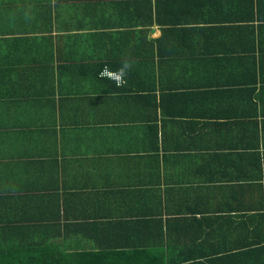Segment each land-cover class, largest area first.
Returning a JSON list of instances; mask_svg holds the SVG:
<instances>
[{"label": "crops", "instance_id": "0c3cea01", "mask_svg": "<svg viewBox=\"0 0 264 264\" xmlns=\"http://www.w3.org/2000/svg\"><path fill=\"white\" fill-rule=\"evenodd\" d=\"M258 150L264 0H0V223L57 252L257 264Z\"/></svg>", "mask_w": 264, "mask_h": 264}, {"label": "trees", "instance_id": "16d2710c", "mask_svg": "<svg viewBox=\"0 0 264 264\" xmlns=\"http://www.w3.org/2000/svg\"><path fill=\"white\" fill-rule=\"evenodd\" d=\"M104 65L115 70L114 66ZM104 65L98 70L97 76L101 74ZM252 161L257 164L264 177V153L256 151L252 154ZM259 218L263 236L258 240V244L261 242L262 244L252 249L250 257L257 264H264V216L261 215ZM3 222L0 223V264H165L163 257L157 256L148 257L151 259L149 261H142L141 257L138 258L140 253L136 252H57L49 241L36 237L34 229L14 222ZM260 230L257 227L254 234Z\"/></svg>", "mask_w": 264, "mask_h": 264}, {"label": "built area", "instance_id": "2783aa9c", "mask_svg": "<svg viewBox=\"0 0 264 264\" xmlns=\"http://www.w3.org/2000/svg\"><path fill=\"white\" fill-rule=\"evenodd\" d=\"M101 77L108 78V79H110L112 81H115L119 86L124 84V80L119 74H117L115 72H112V71H110L107 68H105L102 71Z\"/></svg>", "mask_w": 264, "mask_h": 264}]
</instances>
